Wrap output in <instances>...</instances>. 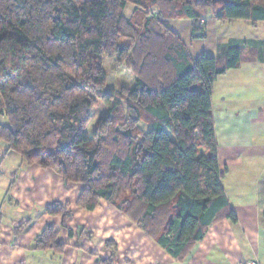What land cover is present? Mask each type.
<instances>
[{
	"label": "trees",
	"instance_id": "obj_1",
	"mask_svg": "<svg viewBox=\"0 0 264 264\" xmlns=\"http://www.w3.org/2000/svg\"><path fill=\"white\" fill-rule=\"evenodd\" d=\"M206 16L264 24V0H0V141L23 165L81 185L78 207L108 202L176 260L214 222L236 221L211 94L246 59L238 46L193 58L167 24L190 19L203 39ZM111 59L131 87L109 86ZM47 213L66 227L72 210L54 202ZM58 235L47 224L34 248L61 252Z\"/></svg>",
	"mask_w": 264,
	"mask_h": 264
},
{
	"label": "crops",
	"instance_id": "obj_2",
	"mask_svg": "<svg viewBox=\"0 0 264 264\" xmlns=\"http://www.w3.org/2000/svg\"><path fill=\"white\" fill-rule=\"evenodd\" d=\"M133 11L128 4L124 16L130 18ZM203 20V39L192 38L190 19H170L167 24L193 58L222 56L226 48L238 46L246 59L219 76L211 94L218 162L225 168L222 187L236 221L214 222L187 255L176 260L108 202L100 200L93 210L78 207L81 185L66 184L37 164H22L1 192L0 207L8 197V207L18 214L0 215V264H264V24H220L211 16ZM133 83L131 79L125 86ZM54 202L72 210L66 227L59 216L47 213ZM47 224L59 231L61 252L34 248Z\"/></svg>",
	"mask_w": 264,
	"mask_h": 264
},
{
	"label": "rangeland",
	"instance_id": "obj_3",
	"mask_svg": "<svg viewBox=\"0 0 264 264\" xmlns=\"http://www.w3.org/2000/svg\"><path fill=\"white\" fill-rule=\"evenodd\" d=\"M80 1H83V0H80ZM104 66L107 71V81L110 87H117L120 84L128 86L130 84V80L131 79L132 81L134 80L132 74L129 71L125 70L124 68L116 65V63L114 62V59L107 60L104 63ZM92 124H93V121H91L89 125L86 127L85 131L87 133H90V130L93 126ZM140 126L144 130L148 129V126L143 123H140ZM5 145L6 144L4 142L0 141V155H1L0 156V200L2 199L1 192L4 190V188L6 187L8 183L10 184V182L13 181L14 176L19 171V168L22 165L20 155L14 151H7V148L5 147ZM6 153H7V156H6ZM9 201L10 200L8 199V197L4 199L3 204L0 207V215L6 214L7 212L10 213L13 211H15L16 214H18V209L16 208L12 209L8 207L10 205V203H8ZM3 216H1L2 219H4ZM8 216L11 217L12 214Z\"/></svg>",
	"mask_w": 264,
	"mask_h": 264
},
{
	"label": "built area",
	"instance_id": "obj_4",
	"mask_svg": "<svg viewBox=\"0 0 264 264\" xmlns=\"http://www.w3.org/2000/svg\"><path fill=\"white\" fill-rule=\"evenodd\" d=\"M241 264H261L258 260H249Z\"/></svg>",
	"mask_w": 264,
	"mask_h": 264
},
{
	"label": "water",
	"instance_id": "obj_5",
	"mask_svg": "<svg viewBox=\"0 0 264 264\" xmlns=\"http://www.w3.org/2000/svg\"><path fill=\"white\" fill-rule=\"evenodd\" d=\"M205 1H210L211 3H218V2H223L225 0H205Z\"/></svg>",
	"mask_w": 264,
	"mask_h": 264
}]
</instances>
